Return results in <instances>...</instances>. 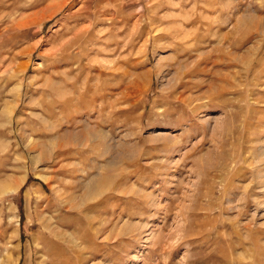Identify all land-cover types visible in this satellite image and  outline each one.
<instances>
[{"label":"rangeland","instance_id":"1","mask_svg":"<svg viewBox=\"0 0 264 264\" xmlns=\"http://www.w3.org/2000/svg\"><path fill=\"white\" fill-rule=\"evenodd\" d=\"M0 264H264V0H0Z\"/></svg>","mask_w":264,"mask_h":264},{"label":"bare ground","instance_id":"2","mask_svg":"<svg viewBox=\"0 0 264 264\" xmlns=\"http://www.w3.org/2000/svg\"><path fill=\"white\" fill-rule=\"evenodd\" d=\"M136 82V81H135Z\"/></svg>","mask_w":264,"mask_h":264}]
</instances>
